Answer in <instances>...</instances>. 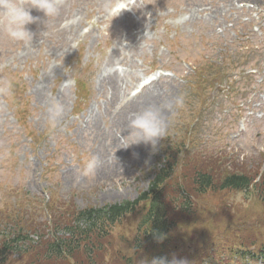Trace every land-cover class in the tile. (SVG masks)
Here are the masks:
<instances>
[{
	"label": "rangeland",
	"instance_id": "374dc122",
	"mask_svg": "<svg viewBox=\"0 0 264 264\" xmlns=\"http://www.w3.org/2000/svg\"><path fill=\"white\" fill-rule=\"evenodd\" d=\"M119 1L65 0L60 15L44 22L43 13L31 9V14L41 20L27 26L35 34L28 47L11 42L0 31V87L9 77H19L24 82L29 107L27 122L37 133L45 130L43 137L32 139L16 120L11 97L0 93V219L16 217L9 215L8 209L17 195L46 199L53 193L59 200H70L76 206H101L135 198L147 187L157 165L160 145L165 141H158L155 148L144 143L126 147L122 136L128 134L131 112L127 107L136 97L143 107L158 105L164 109L168 131L187 123L184 111L189 106L194 108V101L199 102L204 95L210 97L204 124L197 126L195 134L201 141L200 151L189 168L194 164L197 167L193 171L199 167L215 168L217 157L229 153L231 164L238 170L249 175L261 170L264 95L262 88H258L264 84V0H237L232 8L225 0H143L138 4L142 9L124 4V13ZM201 8L205 11L199 12ZM76 12H80L75 21L78 19L82 34L69 38L70 33L62 25ZM67 39L68 43L63 41ZM20 47L21 55L26 57L15 60L13 53ZM33 47L36 48L32 51ZM244 49L249 51L236 52ZM249 54L253 59L240 60ZM221 59H228L222 62L228 68V82L241 85L248 78L245 89L236 86L231 90L225 81L218 83L214 91L208 82L203 87L193 85L196 70ZM120 68L125 74L120 88L109 87L105 75ZM76 76L86 81L88 96L81 109L72 113ZM146 80H153L155 85L150 87V97H142L143 90L139 92ZM37 87L42 90H36ZM196 92L199 96L194 95ZM235 94L242 96L233 99L236 104L229 103L228 99ZM53 98L60 100L65 109L55 125L46 119ZM177 98H182L181 106L171 110L164 107ZM90 110L91 115L81 117ZM234 116L237 118L233 119ZM233 126L237 135L228 140ZM92 157L97 158L95 175L84 177L82 171ZM189 195L195 210L190 211L193 217L179 210H167L168 218L175 222L170 240L175 252L168 254L169 259L185 258L193 264L197 254L224 228L225 247L240 241H257L250 234L233 231L240 221L245 226H257V214L264 219L255 195L250 199L239 191ZM144 208L123 215L121 222L108 228L107 245L97 256L98 264H121L120 255L131 256V264H142L145 254L132 257L131 248L135 244L138 213ZM40 215L24 214L21 218L45 221L47 232L52 216ZM4 230L13 228L5 226ZM214 245L219 248V241L215 240ZM154 249H149V257ZM212 255L215 260L210 264H217L219 256ZM226 264L253 262L231 256Z\"/></svg>",
	"mask_w": 264,
	"mask_h": 264
},
{
	"label": "clouds",
	"instance_id": "9594fccd",
	"mask_svg": "<svg viewBox=\"0 0 264 264\" xmlns=\"http://www.w3.org/2000/svg\"><path fill=\"white\" fill-rule=\"evenodd\" d=\"M63 0H0V31L13 43L24 47L32 44L34 33L27 26L41 20L31 14V9L43 13V21L55 19L61 13ZM76 48V44L72 45ZM0 93L6 96L14 95V84L5 80ZM183 104L182 98L174 102H168L164 107L171 110ZM64 106L60 100L53 98L47 108V122L55 125L64 115ZM164 109L158 105H148L132 113L127 123L126 136H122L126 147L132 144H150L155 148L158 141L167 137L168 122L163 114ZM97 166V158H90L83 171L84 177L94 176ZM162 239V237H157ZM142 264H189L185 258L171 259L165 257L152 258L150 261L142 259Z\"/></svg>",
	"mask_w": 264,
	"mask_h": 264
},
{
	"label": "trees",
	"instance_id": "16d2710c",
	"mask_svg": "<svg viewBox=\"0 0 264 264\" xmlns=\"http://www.w3.org/2000/svg\"><path fill=\"white\" fill-rule=\"evenodd\" d=\"M162 171L159 172L156 179L152 182V187L156 183V181L161 177ZM194 183H197V192H202L205 190V188L212 187L215 183V178L211 176L209 173L206 172H198L196 178H194ZM244 182H247L246 179H244L243 176H234L233 174H226L221 180H220V186L223 187L225 185H235V184H244ZM193 183V185H194ZM200 186L204 188H199ZM132 203L131 202H125L124 204L113 206L110 209L114 212V215H120L123 210L128 208ZM94 215V210L92 209H84L82 211L77 212L76 210L72 211L68 214L66 219L62 222L58 221V223H55L52 232L48 234L46 238H43L44 235H42V230L40 228H31L33 233H38V243L37 246H34V244H31V241L26 239L27 236L25 234L24 228L20 227L18 228L12 237L9 238V243L6 244V242L3 243L2 247L0 248V260L2 264L4 263V259H2V256L6 255V251L11 250L13 252H21L25 253V251H31L30 249H27L22 247L23 244L26 242H29V246H34L37 249V252L41 253L44 258L50 259L51 263L58 262L63 263L64 261H67V259H72L77 257L79 253L82 254L84 259L88 261V263H91V258L89 254H86L84 248L82 247L80 243V229L79 221H85L90 222L91 216ZM151 219V231L154 233H163L165 231V224L164 221L160 218V215L155 213H152L150 216ZM62 227L61 233H55L59 230V228ZM12 234V233H11ZM11 234L7 235L10 236ZM77 236V237H76ZM5 237V236H4ZM37 261L31 260V264H35Z\"/></svg>",
	"mask_w": 264,
	"mask_h": 264
},
{
	"label": "bare ground",
	"instance_id": "6f19581e",
	"mask_svg": "<svg viewBox=\"0 0 264 264\" xmlns=\"http://www.w3.org/2000/svg\"><path fill=\"white\" fill-rule=\"evenodd\" d=\"M64 1H65V0H63V2H64ZM234 1H235V0H231V1H229V7H230V5H232V2H234ZM227 3H228V2H227ZM67 28H68L69 30L74 29V24H73V23H70L69 25H67ZM114 77H115V72H113L112 74H110V75L108 76V78H114ZM142 105H143L142 102L133 105V106L130 108V112H131V114L134 113V112H136V111H138L139 109H141Z\"/></svg>",
	"mask_w": 264,
	"mask_h": 264
}]
</instances>
